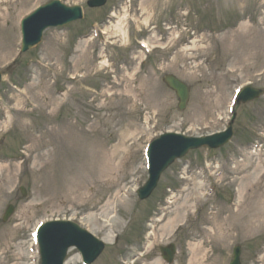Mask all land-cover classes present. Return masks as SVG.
<instances>
[{
    "label": "rangeland",
    "instance_id": "374dc122",
    "mask_svg": "<svg viewBox=\"0 0 264 264\" xmlns=\"http://www.w3.org/2000/svg\"><path fill=\"white\" fill-rule=\"evenodd\" d=\"M47 1L0 0V264H33L32 232L55 218L106 243L94 264H160L148 259L171 241L175 264H229L237 244L242 264H264V218L228 222L238 203H264V96L237 106L229 144L190 152L148 199L137 195L151 140L221 131L237 89H264L263 0H62L85 18L20 54L21 19ZM166 74L191 86L186 110ZM8 204L16 212L3 223ZM218 226L227 239L209 236Z\"/></svg>",
    "mask_w": 264,
    "mask_h": 264
},
{
    "label": "water",
    "instance_id": "95a60500",
    "mask_svg": "<svg viewBox=\"0 0 264 264\" xmlns=\"http://www.w3.org/2000/svg\"><path fill=\"white\" fill-rule=\"evenodd\" d=\"M106 0H90L91 7L102 6ZM83 18V8L81 6H68L60 0H52L45 5L38 8L33 14L23 20V51H27L38 45L43 38V33L47 28L65 26L72 21ZM2 74L0 73V80ZM168 85L177 91L180 98V109H185L189 99V88L187 84L173 75H168L165 78ZM263 94L262 90L246 87L239 96L238 102H247L255 99ZM233 135L232 126L225 132L217 133L205 137H186L176 133H169L161 136L155 140L149 149L148 156L150 160V180L147 185L142 188L140 197L147 198L156 188L161 173L169 167L177 158L185 156L191 149H197L203 146H210L218 148L230 140ZM13 212V207L10 206L6 213L7 219ZM80 230L79 227H77ZM42 243H43V256L44 264H62L66 255V251L71 245H79L80 241L76 233V229L68 227L64 222L48 223L41 229ZM87 236L93 235L87 231H83ZM90 238V237H89ZM86 238L85 248L90 247L94 255L91 259L95 258L103 249V243H100L98 250L95 251V246H90V239ZM84 245V243H83ZM174 247L164 249V253L169 261H172L174 254ZM237 257L232 264H240L239 255L237 250Z\"/></svg>",
    "mask_w": 264,
    "mask_h": 264
},
{
    "label": "bare ground",
    "instance_id": "6f19581e",
    "mask_svg": "<svg viewBox=\"0 0 264 264\" xmlns=\"http://www.w3.org/2000/svg\"><path fill=\"white\" fill-rule=\"evenodd\" d=\"M116 27H118L120 30H123L121 27V24L117 25ZM209 167H210V165H209ZM186 201L189 202V199H187ZM241 205L242 204H240V203L237 204V210H236L237 213L234 214L233 221H231V219L229 218L228 222L238 223V222L244 221V227H248L249 224H253V223H254V227H255L258 223L261 222V219L264 218V203H263V206H261V201L256 200L254 207L250 206L249 208H247L243 211H241L239 208V207H241ZM185 208H186V206H185ZM212 215H219V214L216 211L215 212L212 211L211 216ZM248 216L250 219L248 218ZM210 231L211 232L209 233V236L212 235V233L214 232V235L219 236L221 239H224V238L227 239L229 237V235H227L223 231V229L219 226L216 229L215 228L210 229ZM216 231H218V232H216Z\"/></svg>",
    "mask_w": 264,
    "mask_h": 264
}]
</instances>
